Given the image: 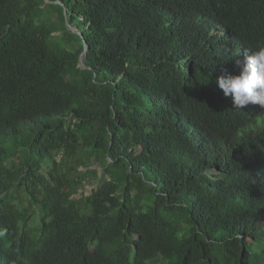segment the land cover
<instances>
[{
	"label": "trees",
	"instance_id": "1",
	"mask_svg": "<svg viewBox=\"0 0 264 264\" xmlns=\"http://www.w3.org/2000/svg\"><path fill=\"white\" fill-rule=\"evenodd\" d=\"M262 16L264 0H0V264H264V107L224 96L236 50L210 33L254 50Z\"/></svg>",
	"mask_w": 264,
	"mask_h": 264
},
{
	"label": "clouds",
	"instance_id": "2",
	"mask_svg": "<svg viewBox=\"0 0 264 264\" xmlns=\"http://www.w3.org/2000/svg\"><path fill=\"white\" fill-rule=\"evenodd\" d=\"M248 16L257 25L258 31L263 28L259 23L260 18L250 14ZM210 33L224 37L236 50L233 61L234 67L239 70L238 73L225 70V74L215 78V83L224 96L231 98L233 108L236 109H242L250 104L264 107V44H258L254 50L250 49L244 44L245 38L231 30L226 22L215 21ZM258 174L264 179V167L259 168Z\"/></svg>",
	"mask_w": 264,
	"mask_h": 264
},
{
	"label": "rangeland",
	"instance_id": "3",
	"mask_svg": "<svg viewBox=\"0 0 264 264\" xmlns=\"http://www.w3.org/2000/svg\"><path fill=\"white\" fill-rule=\"evenodd\" d=\"M68 28H69V26H68ZM72 29L76 30L74 27H72ZM55 34H59V32H56ZM92 167L93 168L100 169L97 164L92 165ZM97 184H98L97 181H93V182H90V183H86L84 187H81L79 189V191L77 192V194L75 195V197H81L82 195L86 196V195L91 194L92 190L94 188H96Z\"/></svg>",
	"mask_w": 264,
	"mask_h": 264
},
{
	"label": "water",
	"instance_id": "4",
	"mask_svg": "<svg viewBox=\"0 0 264 264\" xmlns=\"http://www.w3.org/2000/svg\"><path fill=\"white\" fill-rule=\"evenodd\" d=\"M68 26H69V28H70L72 31L76 32L74 29H72V26H70V25H68ZM81 65L84 66L82 58H81Z\"/></svg>",
	"mask_w": 264,
	"mask_h": 264
},
{
	"label": "bare ground",
	"instance_id": "5",
	"mask_svg": "<svg viewBox=\"0 0 264 264\" xmlns=\"http://www.w3.org/2000/svg\"><path fill=\"white\" fill-rule=\"evenodd\" d=\"M261 10H262V9H261ZM261 10H260V11H261ZM255 11H256V10H255Z\"/></svg>",
	"mask_w": 264,
	"mask_h": 264
}]
</instances>
